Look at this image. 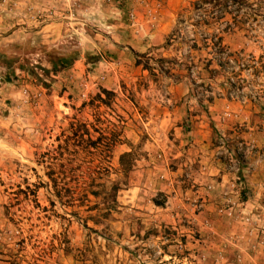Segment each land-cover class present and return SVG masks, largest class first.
I'll list each match as a JSON object with an SVG mask.
<instances>
[{"label":"rangeland","instance_id":"374dc122","mask_svg":"<svg viewBox=\"0 0 264 264\" xmlns=\"http://www.w3.org/2000/svg\"><path fill=\"white\" fill-rule=\"evenodd\" d=\"M199 1L0 0V264H264V0Z\"/></svg>","mask_w":264,"mask_h":264},{"label":"trees","instance_id":"16d2710c","mask_svg":"<svg viewBox=\"0 0 264 264\" xmlns=\"http://www.w3.org/2000/svg\"><path fill=\"white\" fill-rule=\"evenodd\" d=\"M242 0H201L196 3V9L200 12V23L203 22L206 24L209 20L218 21L225 17L227 13V8L232 6H240L242 5ZM238 17V15H237ZM240 21H234V25L232 23H228L229 29L234 28ZM221 31L213 32L211 35L207 31L205 32V47L212 50L213 54H216V49L221 46V38L219 37ZM80 127H77L73 132V137H83L84 132L81 131ZM129 157V154H125L122 156L121 161H124ZM98 194V193H95Z\"/></svg>","mask_w":264,"mask_h":264},{"label":"crops","instance_id":"0c3cea01","mask_svg":"<svg viewBox=\"0 0 264 264\" xmlns=\"http://www.w3.org/2000/svg\"><path fill=\"white\" fill-rule=\"evenodd\" d=\"M193 135L194 136H201L202 138H205V139H207V137L209 136V131H193ZM201 138V139H202ZM198 142V141H197ZM199 143H203V139H202V141L200 142L199 141ZM198 143V144H199Z\"/></svg>","mask_w":264,"mask_h":264}]
</instances>
